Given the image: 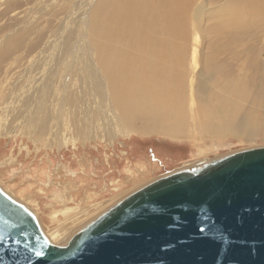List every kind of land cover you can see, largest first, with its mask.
I'll use <instances>...</instances> for the list:
<instances>
[{
    "label": "rangeland",
    "instance_id": "rangeland-1",
    "mask_svg": "<svg viewBox=\"0 0 264 264\" xmlns=\"http://www.w3.org/2000/svg\"><path fill=\"white\" fill-rule=\"evenodd\" d=\"M98 2L0 0V45H9L8 53L0 59V122L4 123L3 131L7 130L3 133L0 129V186L31 208L46 235L58 243L64 241L54 232L64 227L63 224L70 225L67 223L72 221V233L104 208L166 173L264 145V87L253 95L233 99L230 116L260 125L262 129L251 137L227 134L212 138L206 133L197 135L193 126L192 129L187 127L191 129L187 133L142 132L136 126H127L119 114V121L111 116L107 125L111 131L93 124L86 129H90L89 135H81L80 126L76 124L78 114L74 111L79 104V110H85L83 107L93 104L94 97L85 96L77 78L83 53L96 80L104 77L90 44L91 17ZM201 48L202 41L196 40L189 29L183 69L187 85L192 72L199 70ZM193 49L196 50L194 56ZM191 80L194 84L195 77ZM193 84L187 89L189 101ZM22 91L31 95L22 99ZM66 92L69 97L80 94L81 103L70 106V102L65 101ZM37 93L41 95L39 103L42 104L39 113L35 106ZM102 96L101 93L103 103ZM108 102L109 95L106 104ZM46 110H52L53 119L51 126L48 125L50 129L45 128L47 131L40 130V123L36 121L44 118ZM54 122L56 127L52 126ZM82 217L84 220L80 219Z\"/></svg>",
    "mask_w": 264,
    "mask_h": 264
},
{
    "label": "bare ground",
    "instance_id": "bare-ground-1",
    "mask_svg": "<svg viewBox=\"0 0 264 264\" xmlns=\"http://www.w3.org/2000/svg\"><path fill=\"white\" fill-rule=\"evenodd\" d=\"M91 18L90 44L95 49L104 77L96 80L83 53L77 78L85 96L94 97L93 104L83 107L85 110L80 111L79 104L74 111L78 114L76 124L80 126L81 135H89L90 129H86L93 124L111 131L107 126L111 116L119 121V115L127 126L138 127L142 132L187 133L193 126L197 135L206 133L213 138L232 134L247 138L262 131L260 125L235 118L230 113L234 98L253 95L254 91L264 87V0H99ZM189 29L196 40L202 41V48L199 70L192 72L187 85L188 78L183 69ZM8 46L0 45V59L8 53ZM195 52L193 49V56ZM192 76L195 77L194 84ZM192 84L189 101L187 89ZM80 94L69 97L71 95L67 93V100L66 97L63 99L69 101L70 106L76 105L81 101ZM22 95L24 99L31 94L22 91ZM40 96L37 93L35 97L37 113L42 111H39L42 106ZM51 111L46 110L44 118L36 120L40 130L49 128L53 120ZM36 121L32 118L33 123ZM56 122L52 126L56 127L59 121ZM3 124L0 122V129L5 133ZM83 217L80 219L84 220ZM86 223L72 233V221L53 232L66 243ZM48 238L53 242L51 237Z\"/></svg>",
    "mask_w": 264,
    "mask_h": 264
},
{
    "label": "water",
    "instance_id": "water-1",
    "mask_svg": "<svg viewBox=\"0 0 264 264\" xmlns=\"http://www.w3.org/2000/svg\"><path fill=\"white\" fill-rule=\"evenodd\" d=\"M0 264H264V145L166 173L64 244L0 186Z\"/></svg>",
    "mask_w": 264,
    "mask_h": 264
}]
</instances>
